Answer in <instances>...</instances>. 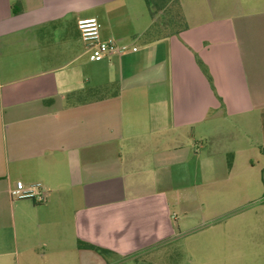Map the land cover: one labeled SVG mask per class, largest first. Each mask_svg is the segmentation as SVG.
I'll return each instance as SVG.
<instances>
[{
    "label": "crops",
    "instance_id": "1",
    "mask_svg": "<svg viewBox=\"0 0 264 264\" xmlns=\"http://www.w3.org/2000/svg\"><path fill=\"white\" fill-rule=\"evenodd\" d=\"M176 1L181 22L149 35L145 0H0V264H113L191 234L174 210L216 164L238 172L220 147L219 130H243L232 119L264 156V0ZM88 17L126 49L94 61ZM17 182L45 201L12 197ZM194 236L238 257L237 235L227 251Z\"/></svg>",
    "mask_w": 264,
    "mask_h": 264
},
{
    "label": "rangeland",
    "instance_id": "2",
    "mask_svg": "<svg viewBox=\"0 0 264 264\" xmlns=\"http://www.w3.org/2000/svg\"><path fill=\"white\" fill-rule=\"evenodd\" d=\"M94 55V54H93ZM243 123V130L226 127L219 130L222 135L221 146L229 144L237 150L235 175L220 174L216 164V173L207 177L205 189L194 194L184 195V207L175 208V213L184 220L183 228L192 233L180 237L168 245H155L139 253L125 257L110 255L113 264H264V183L262 170L264 156L249 148L245 134L256 141L257 127H244L245 119H232ZM231 121V122H232ZM244 138V139H243ZM241 143V141H243ZM208 147V145H207ZM246 151L251 157L253 169L248 176L242 175L247 164ZM243 152V153H241ZM258 157V158H255ZM232 161V154L227 155V162ZM185 214V215H184ZM221 235V248L229 249V235H237L236 248L239 251L235 261L224 253L207 256L199 251L194 235Z\"/></svg>",
    "mask_w": 264,
    "mask_h": 264
},
{
    "label": "built area",
    "instance_id": "3",
    "mask_svg": "<svg viewBox=\"0 0 264 264\" xmlns=\"http://www.w3.org/2000/svg\"><path fill=\"white\" fill-rule=\"evenodd\" d=\"M77 28L82 42L89 49L94 50V61H101L126 49V47H118L112 38L102 39L99 21L94 17L79 19ZM11 196L17 199H31L35 203L41 204L45 201L46 194L39 183L25 187L21 182H17L15 189L11 191Z\"/></svg>",
    "mask_w": 264,
    "mask_h": 264
},
{
    "label": "trees",
    "instance_id": "4",
    "mask_svg": "<svg viewBox=\"0 0 264 264\" xmlns=\"http://www.w3.org/2000/svg\"><path fill=\"white\" fill-rule=\"evenodd\" d=\"M145 3L152 20L151 28L149 29V32L147 34L151 35L153 34L154 30L165 28L172 23L181 22V19L179 17V12L177 11L175 13L173 12L172 15L171 10L170 9L168 10L167 8V5L168 6L170 5L172 10H175L177 8L176 0H145ZM262 153L264 155V149L262 150ZM262 180L264 183V169L262 170ZM79 247H86L90 250L97 252L102 256L111 254L109 250L98 248L91 244L87 245V244L79 243ZM120 264H124V263H120Z\"/></svg>",
    "mask_w": 264,
    "mask_h": 264
}]
</instances>
